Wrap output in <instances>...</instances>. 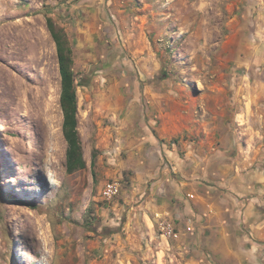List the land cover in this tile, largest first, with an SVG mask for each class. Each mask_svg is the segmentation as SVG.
I'll use <instances>...</instances> for the list:
<instances>
[{
  "label": "rangeland",
  "instance_id": "1",
  "mask_svg": "<svg viewBox=\"0 0 264 264\" xmlns=\"http://www.w3.org/2000/svg\"><path fill=\"white\" fill-rule=\"evenodd\" d=\"M242 9L241 0H0V264L126 263L129 245L113 209L120 197L102 191L106 181L129 180L125 171L122 178L105 172L126 157L115 131L132 107L155 135L158 118L149 110H171V100L188 93L202 96L201 105L211 97L209 112L197 108L202 128L215 124L217 96L241 171L264 174V53L243 28L249 20L253 29L255 14L244 19ZM48 17L64 30L60 20L78 26L74 70L87 167L72 173ZM244 42L251 60L233 70L225 45ZM237 79L240 86L230 83ZM255 247L261 258L253 264H264V243Z\"/></svg>",
  "mask_w": 264,
  "mask_h": 264
},
{
  "label": "crops",
  "instance_id": "2",
  "mask_svg": "<svg viewBox=\"0 0 264 264\" xmlns=\"http://www.w3.org/2000/svg\"><path fill=\"white\" fill-rule=\"evenodd\" d=\"M241 4L244 19L255 14L253 29L244 20V32L253 30L247 35L264 53V0H241ZM71 21L74 18L59 22L75 51L78 26ZM244 45H225L233 70L251 60L252 50L244 51ZM194 76L198 75H193L195 81ZM233 82L242 84L238 79ZM200 98L188 93L187 99L171 100V110H149L147 116L158 118L155 135L149 124L139 126L143 120L137 121L133 107L115 131L126 157L105 173L115 178H122L124 171L129 175L113 206L129 245L125 264H253L261 258L255 245L264 243V174L241 171L243 164L234 152L237 143L227 141L233 127L224 123L226 106L217 96L215 124L196 126L198 106L209 112L206 101L211 100L207 97L204 104H197ZM150 102L155 103L151 98ZM179 102H186L185 110L174 109ZM158 216L174 224L176 237L159 235Z\"/></svg>",
  "mask_w": 264,
  "mask_h": 264
},
{
  "label": "trees",
  "instance_id": "3",
  "mask_svg": "<svg viewBox=\"0 0 264 264\" xmlns=\"http://www.w3.org/2000/svg\"><path fill=\"white\" fill-rule=\"evenodd\" d=\"M47 25L57 46L58 66L61 76L60 104L63 112L62 130L67 141L66 167L69 173L87 167L79 133V98L74 70V49L66 31L52 17ZM29 206L34 203L30 202Z\"/></svg>",
  "mask_w": 264,
  "mask_h": 264
},
{
  "label": "built area",
  "instance_id": "4",
  "mask_svg": "<svg viewBox=\"0 0 264 264\" xmlns=\"http://www.w3.org/2000/svg\"><path fill=\"white\" fill-rule=\"evenodd\" d=\"M121 187L122 184L118 180H110L106 182L102 191L104 198L112 199L113 197L118 196L121 192ZM189 221L191 222L190 219ZM188 229L190 230L191 227L189 226ZM157 230L159 235L166 239H171L177 236L174 224L160 216H158Z\"/></svg>",
  "mask_w": 264,
  "mask_h": 264
},
{
  "label": "bare ground",
  "instance_id": "5",
  "mask_svg": "<svg viewBox=\"0 0 264 264\" xmlns=\"http://www.w3.org/2000/svg\"><path fill=\"white\" fill-rule=\"evenodd\" d=\"M196 81H197V83L199 84V85H201V80L199 79V78H196ZM2 124H1V122H0V130L2 129Z\"/></svg>",
  "mask_w": 264,
  "mask_h": 264
}]
</instances>
